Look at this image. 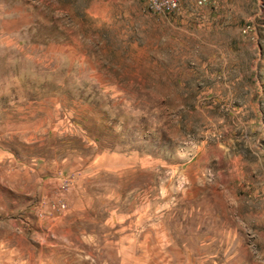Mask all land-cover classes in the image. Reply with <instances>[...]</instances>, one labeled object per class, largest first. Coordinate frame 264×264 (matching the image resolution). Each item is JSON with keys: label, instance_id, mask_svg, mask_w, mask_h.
Wrapping results in <instances>:
<instances>
[{"label": "rangeland", "instance_id": "374dc122", "mask_svg": "<svg viewBox=\"0 0 264 264\" xmlns=\"http://www.w3.org/2000/svg\"><path fill=\"white\" fill-rule=\"evenodd\" d=\"M0 264H264V0H0Z\"/></svg>", "mask_w": 264, "mask_h": 264}, {"label": "built area", "instance_id": "2783aa9c", "mask_svg": "<svg viewBox=\"0 0 264 264\" xmlns=\"http://www.w3.org/2000/svg\"><path fill=\"white\" fill-rule=\"evenodd\" d=\"M147 5L156 13H175L180 8L181 0H147Z\"/></svg>", "mask_w": 264, "mask_h": 264}]
</instances>
